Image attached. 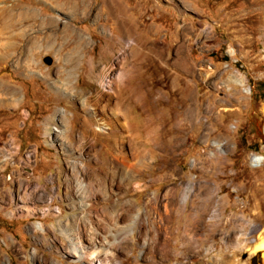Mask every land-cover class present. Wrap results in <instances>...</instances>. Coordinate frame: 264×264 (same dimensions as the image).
<instances>
[{"label":"rangeland","instance_id":"obj_1","mask_svg":"<svg viewBox=\"0 0 264 264\" xmlns=\"http://www.w3.org/2000/svg\"><path fill=\"white\" fill-rule=\"evenodd\" d=\"M0 1V264H264V0Z\"/></svg>","mask_w":264,"mask_h":264},{"label":"crops","instance_id":"obj_2","mask_svg":"<svg viewBox=\"0 0 264 264\" xmlns=\"http://www.w3.org/2000/svg\"><path fill=\"white\" fill-rule=\"evenodd\" d=\"M14 14H16V16L15 19L12 20ZM31 15H33V11H31L29 8H25L21 10L19 9L17 11L9 10V9L5 10V7L3 6V2L0 1V65L1 66L4 64L3 61L5 58V54L7 53L8 49L10 48V45L12 44L10 42V39H7L6 43L3 44L4 35H5L4 31L8 28V24L12 23V25H14L18 21L25 19L27 20L30 18ZM9 17L10 19H8ZM9 20L11 22H9ZM5 45H9V46L6 47ZM28 50H29L28 48L25 49L24 51L25 55L28 53ZM28 62L26 60L19 62L17 68L28 69L29 67ZM6 78H7L6 74L0 72V94L2 93L15 94L19 92V90H16L13 87H9L5 85ZM0 103H1L0 109L12 111L13 109H16L18 107L19 101L18 99H16V101L8 102L7 104L4 103L3 101H1ZM164 245H166V242L165 240H163V238L162 239L160 238L158 239V241H156L155 244L156 248L153 255L151 256L150 264H179L178 261L179 250L174 248V242H172L171 249L164 248ZM146 264H148V262Z\"/></svg>","mask_w":264,"mask_h":264},{"label":"bare ground","instance_id":"obj_3","mask_svg":"<svg viewBox=\"0 0 264 264\" xmlns=\"http://www.w3.org/2000/svg\"><path fill=\"white\" fill-rule=\"evenodd\" d=\"M185 31V30H184ZM183 44V43H182ZM181 46V45H180ZM188 112H190V111H188ZM190 114V113H189ZM98 129L100 130V131H103V130H106V128H105V126H100V127H98ZM100 131H98V132H100ZM216 147V146H215ZM217 147H218V150H217V152L219 153V154H221L222 153V145H217ZM13 148V147H12ZM120 165H121V163H119ZM123 165H125V164H123ZM125 168V167H124ZM90 174V173H89ZM91 175V174H90ZM98 180V179H97ZM88 181V180H87ZM99 182V181H98ZM101 184V183H100ZM94 185V184H93ZM86 186V187H85ZM88 186H90V185H84V183L82 184H79V187L81 188V189H85V188H88ZM94 187V186H93ZM91 188H92V185H91ZM92 191V190H91ZM83 192V191H82ZM186 202H187V196L184 198V204H186ZM82 207H83V205H82ZM86 206L84 205V208H85ZM81 243V242H80ZM255 251L256 252H261V253H263V255H264V238L263 237H261L260 236V238H259V240H258V243H257V245L255 246ZM68 256H71V257H73V258H76L77 259V261H81V262H84V259L85 258H90L92 261H94L95 259H96V257H95V255H92V254H89V252H86L85 250H83V249H81V247L79 246L78 247V244L76 243H72V246H71V251H70V253L68 252V253H66ZM85 263V262H84ZM56 264H58V263H56ZM96 264V263H95Z\"/></svg>","mask_w":264,"mask_h":264},{"label":"water","instance_id":"obj_4","mask_svg":"<svg viewBox=\"0 0 264 264\" xmlns=\"http://www.w3.org/2000/svg\"><path fill=\"white\" fill-rule=\"evenodd\" d=\"M51 62L52 60L49 57L43 59V64H45L46 66H50Z\"/></svg>","mask_w":264,"mask_h":264},{"label":"built area","instance_id":"obj_5","mask_svg":"<svg viewBox=\"0 0 264 264\" xmlns=\"http://www.w3.org/2000/svg\"><path fill=\"white\" fill-rule=\"evenodd\" d=\"M4 151L7 152V153H11V152H13L12 145H11V148H6V149H4ZM5 160H6V159H5Z\"/></svg>","mask_w":264,"mask_h":264}]
</instances>
